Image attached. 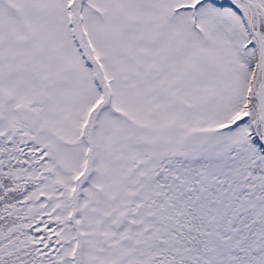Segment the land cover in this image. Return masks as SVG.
Here are the masks:
<instances>
[{"label":"snow or ice","instance_id":"6c2138e0","mask_svg":"<svg viewBox=\"0 0 264 264\" xmlns=\"http://www.w3.org/2000/svg\"><path fill=\"white\" fill-rule=\"evenodd\" d=\"M0 264H264V0H0Z\"/></svg>","mask_w":264,"mask_h":264}]
</instances>
